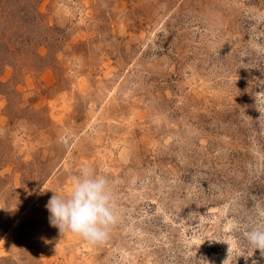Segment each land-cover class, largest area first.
<instances>
[{"label":"rangeland","instance_id":"rangeland-1","mask_svg":"<svg viewBox=\"0 0 264 264\" xmlns=\"http://www.w3.org/2000/svg\"><path fill=\"white\" fill-rule=\"evenodd\" d=\"M90 164L103 243L50 224ZM264 0H0V264H264Z\"/></svg>","mask_w":264,"mask_h":264},{"label":"clouds","instance_id":"clouds-1","mask_svg":"<svg viewBox=\"0 0 264 264\" xmlns=\"http://www.w3.org/2000/svg\"><path fill=\"white\" fill-rule=\"evenodd\" d=\"M46 208L50 213V224L61 234L70 231L93 244L105 242L119 221L109 178L106 174H98L90 164L83 165L79 174L73 177L70 193L52 195ZM246 240L245 252L248 248L252 253L259 249L260 255L264 256V219L250 226ZM241 255L248 257L233 255L229 264H234Z\"/></svg>","mask_w":264,"mask_h":264}]
</instances>
